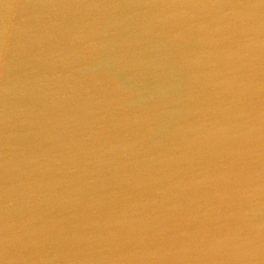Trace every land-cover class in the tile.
<instances>
[{
    "label": "water",
    "instance_id": "95a60500",
    "mask_svg": "<svg viewBox=\"0 0 264 264\" xmlns=\"http://www.w3.org/2000/svg\"><path fill=\"white\" fill-rule=\"evenodd\" d=\"M185 2L196 0H0V264H9L3 248L6 190L17 196L36 191L38 224L53 217L68 218L70 226L114 221L129 199L159 200L157 189L166 184L137 185L142 175L197 171L187 163L160 162V154L185 150L173 136L182 125L211 129L227 123L236 100L223 83L233 73L222 60L204 59L196 68L188 62L205 48H228L226 41L172 42L145 34L138 21H130L98 34L97 40L104 42L100 54L85 59L71 32L83 18L71 12L49 16L43 6ZM183 30L182 22L171 28L173 33ZM162 77L169 83V112L157 115L156 130L146 134L143 108L158 92ZM153 156L156 161L150 160ZM204 162L216 160L208 154ZM146 164H151L147 170ZM199 195L189 190L187 198ZM167 203L150 205L145 212L160 216ZM63 246L54 234L46 254L51 257ZM43 254L25 251L15 264H45L37 258Z\"/></svg>",
    "mask_w": 264,
    "mask_h": 264
},
{
    "label": "clouds",
    "instance_id": "9594fccd",
    "mask_svg": "<svg viewBox=\"0 0 264 264\" xmlns=\"http://www.w3.org/2000/svg\"><path fill=\"white\" fill-rule=\"evenodd\" d=\"M43 7L49 16L71 12L83 18L71 32L85 59L100 54L104 42L97 40L98 34L107 35L130 21H138L145 34L172 42L226 41L228 48H205L188 62L196 68L204 59L222 60L233 73L223 83L234 91L236 100L227 123L211 129L182 125L173 136L181 139L185 150L160 154V162L187 163L197 171L180 175L184 170L178 168L160 177L142 175L137 185L166 184L157 189L159 200L129 199L114 221L70 226L68 218L53 217L38 224L41 210L36 191L17 196L6 190L3 248L9 264L28 250L44 252L37 258L45 264H264V2ZM126 7L129 11L124 12ZM178 22L184 30L173 33L171 28ZM168 87L162 77L158 92L143 108L146 134L156 130L157 115L169 112ZM189 131L195 133L191 138ZM208 154L216 163L204 162ZM150 167L146 164L145 170ZM189 190L199 192V197L187 198ZM166 202L160 216L146 214L150 205ZM54 234L65 246L49 257L45 246ZM124 247L127 250L120 251Z\"/></svg>",
    "mask_w": 264,
    "mask_h": 264
}]
</instances>
